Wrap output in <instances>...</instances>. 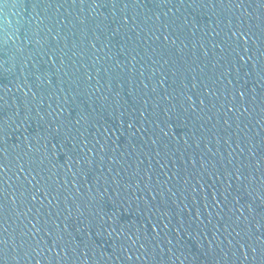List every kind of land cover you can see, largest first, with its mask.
<instances>
[{
	"label": "water",
	"instance_id": "water-1",
	"mask_svg": "<svg viewBox=\"0 0 264 264\" xmlns=\"http://www.w3.org/2000/svg\"><path fill=\"white\" fill-rule=\"evenodd\" d=\"M0 264H264V0H0Z\"/></svg>",
	"mask_w": 264,
	"mask_h": 264
}]
</instances>
